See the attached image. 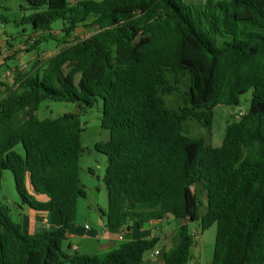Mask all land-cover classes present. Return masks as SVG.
Returning <instances> with one entry per match:
<instances>
[{"label":"trees","instance_id":"16d2710c","mask_svg":"<svg viewBox=\"0 0 264 264\" xmlns=\"http://www.w3.org/2000/svg\"><path fill=\"white\" fill-rule=\"evenodd\" d=\"M24 1L34 14L16 24L31 33H2L10 20L0 0V41L23 42L29 52L51 41L61 48L12 87L1 85L0 189L12 172L24 206L58 213L60 226L25 234L0 204V264H143L161 241L101 255L64 250L87 197L85 129L73 113L41 120L46 101L103 103L109 138L95 150L107 158V228L167 220L176 230L163 264H190V223L203 232L217 225L212 264H264V0ZM93 27V36L68 41ZM251 90L249 111L229 123L220 147L186 134L189 121L211 131L216 108L240 105ZM172 96L178 107L168 104ZM28 180L47 202L30 194Z\"/></svg>","mask_w":264,"mask_h":264},{"label":"rangeland","instance_id":"374dc122","mask_svg":"<svg viewBox=\"0 0 264 264\" xmlns=\"http://www.w3.org/2000/svg\"><path fill=\"white\" fill-rule=\"evenodd\" d=\"M75 2L76 0H69ZM194 4H204L207 0H186ZM9 11L7 16L10 24L2 31L9 37H16L22 34L24 29L31 33L29 26H17L16 23L20 22L21 18L26 15L34 14L33 11L28 9L27 2L24 0H7ZM59 23L53 26L57 28ZM4 29V28H3ZM99 30L97 28H81L76 31L74 38L87 39ZM61 36H59L60 39ZM0 41V89L1 85L5 84L12 87L15 84V79L21 75H27L34 72L36 64L44 62L54 54L59 52L61 45L56 41H51L45 45L40 46L37 50L29 52V47L24 45L23 42L17 43L16 40L11 41L10 47L7 45L6 38H1ZM8 40V39H7ZM10 73L12 77H7ZM5 89V88H3ZM253 98V91H249L241 97L240 105L238 106H218L215 110V120L211 131L201 126L196 121H189L186 125V134L194 138H203L207 141L208 145L213 147H220L226 135V130L229 123L239 121L244 114H246L250 107ZM179 98L176 96L168 97V104L172 107H178ZM67 113H73L80 117L85 131L82 134V146L85 149L81 159L82 167V184L87 193L85 199H80L78 203V215L76 224L85 223L91 224L92 227H97L100 217V209L107 210L108 207V191L103 182V177L106 172L107 158L95 150L97 143L105 142L109 138V132L104 130L101 126L103 117V103L99 101L93 108H86L81 104L61 103L46 101L41 104L37 113L41 120L55 119L64 116ZM22 152V149L19 148ZM95 174L92 176L90 172ZM193 189L190 190L189 197L193 199ZM206 199L203 198L205 203ZM0 204L5 206L9 211L12 219L16 223H22V211L24 204L20 195L17 192L13 174L10 171L5 172L3 186L0 189ZM56 215L58 213H55ZM59 215V214H58ZM167 233L162 234L164 238L172 237L176 228L174 224H167ZM190 228L195 236V246L192 250L193 261L197 264H212L215 255L217 225L212 226L206 231H202L201 223H190ZM25 234L27 232L24 231ZM169 246H172L171 239L169 238ZM69 241L64 242V250L69 252ZM95 242L94 247H96ZM95 252V251H94ZM94 254L93 252L91 255ZM149 254V253H148ZM148 254L146 256H148Z\"/></svg>","mask_w":264,"mask_h":264},{"label":"crops","instance_id":"0c3cea01","mask_svg":"<svg viewBox=\"0 0 264 264\" xmlns=\"http://www.w3.org/2000/svg\"><path fill=\"white\" fill-rule=\"evenodd\" d=\"M95 176L94 173H90ZM27 186L30 194L34 195L40 202H47L48 198L43 195H39L32 187L30 180L27 181ZM22 211V226L23 231L29 235H33L43 230H51L60 226V215L55 213H37L28 207L21 208ZM101 217V216H100ZM89 226V229L86 227ZM167 226L164 222H151L140 228L137 225L130 224L124 227L109 229L106 227V220L99 219L97 227H92L91 224L85 223L76 224L75 233L69 235L68 240L70 242L69 253L76 251L83 255H101L111 252L113 250L122 248L129 245L135 240L150 239L153 237H159L160 243L158 250L161 252L160 256L156 259H150L151 252L148 256H145L143 264H163V254L170 249L169 238H164L162 234L167 233ZM95 242L98 245L94 247ZM95 251V252H94ZM146 254V255H147ZM194 259V258H193ZM190 264H197L196 261H191Z\"/></svg>","mask_w":264,"mask_h":264},{"label":"built area","instance_id":"2783aa9c","mask_svg":"<svg viewBox=\"0 0 264 264\" xmlns=\"http://www.w3.org/2000/svg\"><path fill=\"white\" fill-rule=\"evenodd\" d=\"M7 77H12V75L10 73L7 74ZM87 229H89V226L86 227ZM161 252L156 249L154 251L151 252V257L150 259H156L160 256Z\"/></svg>","mask_w":264,"mask_h":264}]
</instances>
